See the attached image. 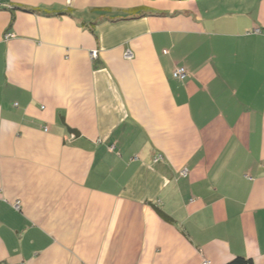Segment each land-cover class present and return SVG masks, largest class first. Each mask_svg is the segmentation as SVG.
I'll use <instances>...</instances> for the list:
<instances>
[{
  "label": "crops",
  "instance_id": "crops-1",
  "mask_svg": "<svg viewBox=\"0 0 264 264\" xmlns=\"http://www.w3.org/2000/svg\"><path fill=\"white\" fill-rule=\"evenodd\" d=\"M3 6L0 264H264V0Z\"/></svg>",
  "mask_w": 264,
  "mask_h": 264
},
{
  "label": "built area",
  "instance_id": "built-area-1",
  "mask_svg": "<svg viewBox=\"0 0 264 264\" xmlns=\"http://www.w3.org/2000/svg\"><path fill=\"white\" fill-rule=\"evenodd\" d=\"M4 1L5 0H0V8H3L4 6H3V4H4ZM14 37V35L12 34V33H7L6 34V36H5V39L6 40H9V39H11V38H13ZM164 53L165 54H167L168 52L167 51H164ZM97 51H92V53H91V58H92V60H94V59H96L97 58ZM125 57H126V59H128V60H132L133 59V53L130 51V50H128L126 53H125ZM173 77H174V79H176V80H178V81H185L186 79H187V77H188V72H187V70H186V68L185 67H178V68H176L175 70H174V72H173ZM161 155L159 156V158L161 159ZM181 176L182 177H187L188 176V171L185 169V170H183L182 172H181ZM16 208L19 210V208H20V203L19 202H17V204H16ZM203 264H211L210 263V261H208V260H205L204 262H203Z\"/></svg>",
  "mask_w": 264,
  "mask_h": 264
},
{
  "label": "trees",
  "instance_id": "trees-1",
  "mask_svg": "<svg viewBox=\"0 0 264 264\" xmlns=\"http://www.w3.org/2000/svg\"><path fill=\"white\" fill-rule=\"evenodd\" d=\"M158 214L160 215V217L162 219H164L167 222H171L172 219L165 214L163 211H161L160 209H157ZM229 264H254L252 259H248V258H244V257H237L235 259H233L232 261H230Z\"/></svg>",
  "mask_w": 264,
  "mask_h": 264
},
{
  "label": "rangeland",
  "instance_id": "rangeland-1",
  "mask_svg": "<svg viewBox=\"0 0 264 264\" xmlns=\"http://www.w3.org/2000/svg\"><path fill=\"white\" fill-rule=\"evenodd\" d=\"M189 1L191 2V1H193V0H188V2H189ZM258 1H259V0H258ZM125 58H126V57H125Z\"/></svg>",
  "mask_w": 264,
  "mask_h": 264
}]
</instances>
